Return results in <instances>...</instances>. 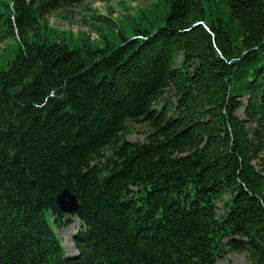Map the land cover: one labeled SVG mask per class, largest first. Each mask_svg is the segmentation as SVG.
<instances>
[{"label": "trees", "instance_id": "1", "mask_svg": "<svg viewBox=\"0 0 264 264\" xmlns=\"http://www.w3.org/2000/svg\"><path fill=\"white\" fill-rule=\"evenodd\" d=\"M115 1L0 0V264H264V0H132L95 39L44 20Z\"/></svg>", "mask_w": 264, "mask_h": 264}, {"label": "rangeland", "instance_id": "2", "mask_svg": "<svg viewBox=\"0 0 264 264\" xmlns=\"http://www.w3.org/2000/svg\"><path fill=\"white\" fill-rule=\"evenodd\" d=\"M128 5H139V7L146 6L144 2H133L132 0H118L112 2L110 4H105L101 2H93L91 3L92 11H81L72 10L65 16L61 13H52L45 17V21L49 23L50 26L55 27L61 31H69L75 34L79 33H86L93 37L97 35L96 30L92 29L91 25L93 24L90 22L91 15L99 16V15H106L107 17H111L113 19H121L126 13V6ZM111 9L110 10L108 9ZM68 17V18H67ZM85 17L89 19L86 21ZM143 29H150L147 24H139ZM131 30H127L124 32L125 36L128 38H132L134 36ZM95 37V36H94ZM96 38V37H95ZM238 115L240 117H244V112L242 110L239 111ZM132 130L135 132L134 135L127 136L129 137L130 142H144L146 134L148 133V128L144 123H132L130 124ZM228 198H225V201L219 202V209L220 213L222 214L223 208L225 206V202ZM47 220L48 222L54 227L52 215L50 212H47ZM71 223L69 227H66L62 230L58 231L59 237L62 239L63 246L65 248L66 254L68 256H75L77 255V251L75 245L73 243V238L75 234L81 228V224L77 218L69 217ZM216 264H247V258L245 254H237V253H228L224 257H221L217 260Z\"/></svg>", "mask_w": 264, "mask_h": 264}, {"label": "water", "instance_id": "3", "mask_svg": "<svg viewBox=\"0 0 264 264\" xmlns=\"http://www.w3.org/2000/svg\"><path fill=\"white\" fill-rule=\"evenodd\" d=\"M57 204L61 211L68 215H76L80 210L76 196L67 189L57 197Z\"/></svg>", "mask_w": 264, "mask_h": 264}]
</instances>
